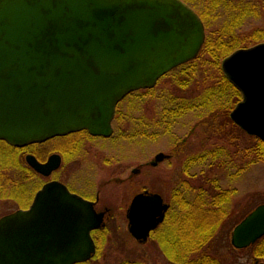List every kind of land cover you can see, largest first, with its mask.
Wrapping results in <instances>:
<instances>
[{
    "label": "water",
    "instance_id": "1",
    "mask_svg": "<svg viewBox=\"0 0 264 264\" xmlns=\"http://www.w3.org/2000/svg\"><path fill=\"white\" fill-rule=\"evenodd\" d=\"M204 39L180 0H0V141L21 149L78 132L109 138L118 103L194 60ZM221 71L241 96L230 121L264 143V43L232 52ZM25 163L49 177L60 157L27 154ZM166 208L158 194L136 195L126 213L131 237L144 243ZM102 224L92 203L49 181L27 209L0 217V264L86 263ZM262 237L259 205L230 244L243 250Z\"/></svg>",
    "mask_w": 264,
    "mask_h": 264
},
{
    "label": "rangeland",
    "instance_id": "2",
    "mask_svg": "<svg viewBox=\"0 0 264 264\" xmlns=\"http://www.w3.org/2000/svg\"><path fill=\"white\" fill-rule=\"evenodd\" d=\"M208 69L207 76L210 78L218 75L215 69L212 72L210 67ZM160 79L151 88L153 89L151 93L143 95L137 92L144 90H139L120 101L112 121L113 133L110 138L99 139L84 133L77 134L75 139L77 141L78 138L77 143L80 144L78 153L73 158L64 154L59 168L52 175L42 177L38 174L39 177L35 178L31 185L26 184L23 191L19 190L18 195L24 191L27 194L31 189L39 186L40 189L42 185L52 180L88 196L99 194V207H109L113 215L105 225L106 238L103 247L84 264H172L167 260L165 250L161 249L157 241L158 237H161L160 232L157 235L152 233L144 245L138 244L130 236L125 218L126 209L136 192L147 189L150 193L161 195L166 203L173 204L169 210L168 215H170V212L176 208V200H173L176 191L179 201V198H185L183 196L185 188L190 187L196 192L195 189L200 188L201 182L207 185L210 179H214L218 183V190L211 192L209 184L204 186L205 190L218 195L220 200L227 198V202L223 212L218 211L222 215L220 214L221 219L213 241L201 254L207 255L217 264L264 263L263 260L254 258L251 249L237 250L230 244L234 227L257 206L264 205V156L256 158L257 153L254 151L247 161H239L234 154V146H225L230 152L228 158L233 159L227 169L213 170L209 173L206 172L208 166L190 165L188 159H195L202 151L218 149L225 144L226 141L219 134L222 133L221 128L227 134L233 129L225 124V119L222 117L215 118L213 122L203 121L209 116L205 110L190 112L168 126L160 123V127L151 128L152 117L163 109L165 103L163 98L174 91L170 79ZM192 86L196 88L190 86L187 90H177L176 94L193 98L197 93H201L197 91L200 86L199 88L195 84ZM142 131L148 136H132L133 133L138 135ZM239 136L242 142L243 136H246L252 144L256 139L248 135ZM59 143H62V140L54 139L35 145L33 150L40 156L42 162L50 154L59 152L57 150ZM159 153L170 158L156 166L151 165L150 163ZM27 154L32 155L30 152H25L24 162ZM251 159H254L252 164L238 171L240 162L247 163ZM186 169L189 170L190 177L187 176ZM12 175L14 170L9 168L8 176L14 178ZM192 175L196 176L191 177ZM226 191L228 193H225ZM33 197L27 201L25 195L23 198L25 202L17 201L7 189V194L0 196V217L18 209H27ZM154 236L156 237L153 238Z\"/></svg>",
    "mask_w": 264,
    "mask_h": 264
},
{
    "label": "trees",
    "instance_id": "3",
    "mask_svg": "<svg viewBox=\"0 0 264 264\" xmlns=\"http://www.w3.org/2000/svg\"><path fill=\"white\" fill-rule=\"evenodd\" d=\"M180 1L200 18L204 26L205 39L194 60L173 69L161 78L170 79L174 91L168 97L163 98L165 102L163 109L152 117L151 128L160 127V123L168 126L190 112L205 110L209 116L205 117L203 121L213 122L215 118L222 117L225 119V124L229 125L233 131L231 130L227 134L222 128L219 129L222 131L219 134L226 141L225 144L218 149L202 151L195 159H188L190 165L208 166V170L205 171L209 173L213 170L227 169L233 159L228 158L230 152L225 146H234V154L239 161H247L249 155H253L254 151L257 153L256 158H261L264 156V143L258 139H254L253 144L249 143L246 136H243L242 142L239 135L246 134L229 119V113L240 101L241 96L224 77L220 63L238 49L264 43V0ZM209 67L211 72L215 69L218 75L213 78L207 76ZM192 84H195L197 88L200 86L197 91H201V93H197L193 98L176 94L177 90H187L190 86L193 87ZM152 91L153 89H146L137 93L145 95ZM161 97L163 96L161 95ZM132 136L147 137L148 134L142 131L138 135L133 133ZM35 145L19 149L0 141V196L6 195L7 189H9L17 201L25 202L26 200L23 199L25 195L27 201H30L39 189L40 186L31 189L27 194L24 191V194L18 195L19 190L23 191L26 184L31 185L35 178L39 177L23 160L25 152H30L38 160H41L33 150ZM253 160L251 159L247 163L240 162L238 171L244 170L247 165L253 163ZM9 168L14 170V175H12L14 178L8 176ZM185 171L190 177L189 170ZM201 183L200 188L195 189L196 192L190 187L185 188L183 192L185 198H179V201L176 199V208L172 210L170 219L163 225V231L160 229L153 233L154 235L161 233L162 238L158 237V243L161 249L165 250L166 254H164L167 256V260L173 264H217L207 255L201 253L206 251V247L213 241L222 215L220 212L225 209L227 198L220 200L218 195L211 193L213 190H218V183L214 179H210L208 183L211 192L205 190L204 186H208V184ZM249 249L253 252L254 258L264 261V237Z\"/></svg>",
    "mask_w": 264,
    "mask_h": 264
},
{
    "label": "flooded vegetation",
    "instance_id": "4",
    "mask_svg": "<svg viewBox=\"0 0 264 264\" xmlns=\"http://www.w3.org/2000/svg\"><path fill=\"white\" fill-rule=\"evenodd\" d=\"M79 133H82V134H83V132H78V133L69 134V135L64 136V137L53 138V139H50V140L46 141V143H47V142L52 141V140H54V139H55V140H62V143L57 144V147H58L57 150H59V152H57V154H56V155H58V156L60 157V162H62V156H63L64 154H68V155L70 156V158H73V156H75V154L78 153V150L80 149V144L77 143L78 138H77V141H76L75 138H76L77 134H79ZM84 134L87 135V133H85V132H84ZM87 136H88V135H87ZM85 138H87V137H85ZM92 138H99V139H101L100 137H92ZM105 139H107V138H105ZM34 145H35V144H34ZM36 145H40V144H36ZM30 146H32V145H30ZM50 146H51V149H53V144H51ZM28 147H29V146H28ZM49 150H50V149H49ZM48 152H51V151H48ZM58 153H59V154H58ZM159 154H161V153H159ZM159 154H157V155L155 156L154 161L150 163L151 165H153V166L155 165V166H156V165H158L159 163H161L162 161H164V160H168V159L170 158V156H168V155H163V154H161V155H162L161 160L158 161V160L156 159V157H157ZM32 155H33V154H32ZM51 155H54V153H53V154H50L49 156H47V158H46L45 161H47L48 158H49ZM34 157L37 159L36 156H34ZM37 160H38V159H37ZM156 160H157V161H156ZM38 161L41 162V160H38ZM45 161H42V162H45ZM52 174H53V173H52ZM52 174H51V175H52ZM52 181H53V180H52ZM54 181H56V180H54ZM63 185H65V184H63ZM65 186H66V185H65ZM66 188H67L71 193L76 194L77 196L81 197L82 199L86 200L87 202L92 203V205H93V209H94V211H95L96 213H102V214H103V224H102V226H101L100 228H98V229L92 231L91 234H90V235H91V238H92V241H93V243H94V245H95V254H96L97 251L99 252V250H100L99 248L103 247V244H104V242H105V238H106V234H105V225H106V223L112 218V215H113L112 210H111L109 207H107V206L99 207V202H100L99 194H94V195H92V196H91V194H89V196H88V195H86V194H84V193H79V192H77V191H74V190L70 189V188L67 187V186H66ZM142 193H147V194H157V193H150V191H148L147 189H142V190H140L139 192H136V194L132 197V199H133L136 195H138V194H142ZM158 195H159V194H158ZM159 196L162 198L161 195H159ZM132 199H131V201H132ZM176 199L178 200V193H177V191L173 194V200L175 201ZM131 201H130V203H131ZM162 202H163L164 205L167 206V208H166V210H165V212H164V218H163V221L161 222V224L158 225V227L154 230V232L157 231V230H160V229L163 227V225L166 223V221L170 219L169 216L171 215V212H170V215H168V214H169V210H170V208L173 207V204H172V203H170V204L166 203V202L164 201L163 198H162ZM175 202H176V201H175ZM130 203H129V205H130ZM128 208H129V206H128ZM128 208L126 209V213H127ZM126 213H125V218H126ZM126 220H127V218H126ZM127 224H128V220H127ZM154 232H151V233H150L148 239H147L144 243H138L137 241H136V242H137L138 244H140V245H144V244H146V242L149 240V238L151 237L152 233H154ZM101 234H104V235H101ZM130 236H131V235H130ZM153 238H155V237H153ZM157 241H158V240H157ZM172 264H173V263H172ZM174 264H177V263H174Z\"/></svg>",
    "mask_w": 264,
    "mask_h": 264
}]
</instances>
